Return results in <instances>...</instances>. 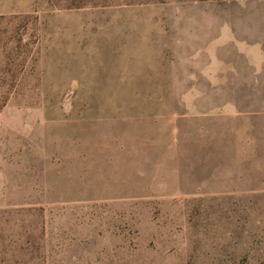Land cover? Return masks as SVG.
<instances>
[{
	"label": "rangeland",
	"instance_id": "1",
	"mask_svg": "<svg viewBox=\"0 0 264 264\" xmlns=\"http://www.w3.org/2000/svg\"><path fill=\"white\" fill-rule=\"evenodd\" d=\"M0 264H264V0H0Z\"/></svg>",
	"mask_w": 264,
	"mask_h": 264
},
{
	"label": "crops",
	"instance_id": "2",
	"mask_svg": "<svg viewBox=\"0 0 264 264\" xmlns=\"http://www.w3.org/2000/svg\"><path fill=\"white\" fill-rule=\"evenodd\" d=\"M258 58L262 59L263 57L260 55Z\"/></svg>",
	"mask_w": 264,
	"mask_h": 264
}]
</instances>
